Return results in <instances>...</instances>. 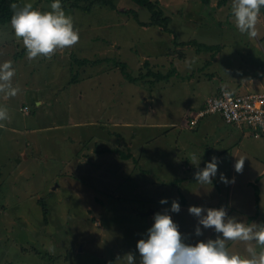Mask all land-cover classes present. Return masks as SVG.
Listing matches in <instances>:
<instances>
[{
    "label": "rangeland",
    "instance_id": "obj_1",
    "mask_svg": "<svg viewBox=\"0 0 264 264\" xmlns=\"http://www.w3.org/2000/svg\"><path fill=\"white\" fill-rule=\"evenodd\" d=\"M152 1L171 17L174 32L140 24L133 10L144 21L152 12L136 0L62 2L79 42L32 61L10 22L0 24V65L12 62V86L19 89L14 97L0 93V107L8 110L0 121V264H127L128 253L140 264L136 245L165 211L186 243L215 239L190 206L224 207L228 218L264 224V133L217 112L193 121L199 104L220 87L264 91L263 12L249 39L236 28L233 0ZM53 2L15 0L41 12ZM172 69L169 78L149 73ZM193 153L196 165L188 160ZM213 156L220 162L212 184L198 183L195 172ZM233 171L242 187L224 204L214 192L222 184V192L230 190ZM173 200L179 213L170 211ZM198 226L202 236L195 235ZM228 248L248 255L244 242Z\"/></svg>",
    "mask_w": 264,
    "mask_h": 264
},
{
    "label": "clouds",
    "instance_id": "obj_2",
    "mask_svg": "<svg viewBox=\"0 0 264 264\" xmlns=\"http://www.w3.org/2000/svg\"><path fill=\"white\" fill-rule=\"evenodd\" d=\"M51 11L34 10L32 3L22 7L11 4L13 15L10 26L17 40H22L29 61L37 57L51 58L57 50L74 47L80 40L78 31L74 29L73 18L66 15L60 0H55ZM264 0H233L232 15L239 33L246 34L249 39L257 36L256 25ZM15 69L11 61L0 65V93L14 97L19 89L12 86ZM8 119L6 107H0V121ZM3 127V124H0ZM196 165L199 157L190 154L188 159ZM219 159L212 157L203 169H198L194 178L200 184H212L218 171ZM245 159H238L234 165L237 173H242ZM225 184L227 178L221 174ZM234 182V181H233ZM167 204V199L160 201ZM181 206L173 200L171 212L179 213ZM189 213L199 218V225L204 229H213L217 233L215 239L199 241L196 244L185 242L179 226L167 211L156 213L154 224L148 229L146 237L136 245L140 256V264H264V224L238 222L228 218L224 207L219 209L190 206ZM196 236H202L201 227L195 230ZM244 242L247 244V256L233 254L229 251L228 242ZM127 264H135V255L128 253Z\"/></svg>",
    "mask_w": 264,
    "mask_h": 264
},
{
    "label": "built area",
    "instance_id": "obj_3",
    "mask_svg": "<svg viewBox=\"0 0 264 264\" xmlns=\"http://www.w3.org/2000/svg\"><path fill=\"white\" fill-rule=\"evenodd\" d=\"M218 112L227 122L264 129V91L239 93L222 88L206 99L193 121L206 113Z\"/></svg>",
    "mask_w": 264,
    "mask_h": 264
},
{
    "label": "trees",
    "instance_id": "obj_4",
    "mask_svg": "<svg viewBox=\"0 0 264 264\" xmlns=\"http://www.w3.org/2000/svg\"><path fill=\"white\" fill-rule=\"evenodd\" d=\"M66 0H62L61 3L62 4H66V6H70V7H73V6H77V1L78 0H74V2L67 4L68 2L65 3ZM138 3L144 5V6H147L150 10H151V17H150V20L148 21H144V20H140L139 19V13L135 10H133L134 14H135V17L136 19L139 21L140 24L142 25H158V26H161L164 30L168 31V32H174L173 29L171 28L170 26V23H171V17L169 15H164L163 13V10L158 6L159 4L155 1H152V0H136ZM211 0H202L203 3L205 4H209ZM227 0H219V5H224L226 3ZM102 2H105V0H102ZM15 3V0H0V24H4V23H7V22H10L11 21V17L13 15V10L11 8V4ZM261 12H263L264 14V7L261 8ZM177 40V39H176ZM181 44H189V43H196L198 45H201L200 43H198L197 41L195 42H192V41H182L180 42ZM89 60L88 59H83L81 60V62H88ZM122 68H123V72L124 74L126 73L127 74V77L131 80H135V78L133 76H131L128 71H127V67H126V63H123L122 65ZM175 69H172L168 74L164 75L162 73H159V72H154V71H149V73H152L153 75H156L158 78H169L170 74L172 72H174ZM222 88H226V89H230L228 87H220V89ZM232 90V89H230ZM218 91V90H217ZM205 106V102L200 106V108H203ZM218 113V112H217ZM220 114V113H219ZM221 115V114H220ZM222 116V115H221ZM223 117V116H222ZM224 118V117H223ZM231 123V122H229ZM232 124L234 125H237L239 128H243V130H247L249 129L250 131H253L255 132L256 134H260V133H264V129L262 128V126H258L257 128H254V127H251V126H239L238 124H235L234 122H232ZM104 151H113L114 148L112 147H104L103 148ZM121 153V155L124 157V158H127V157H130L132 156V153L130 152H125V151H119ZM216 185L217 187H219V184L215 183V181L213 182V185ZM223 185V184H222ZM222 187H220V191H221ZM259 192H260V189L259 187H257V190H256V194H257V203L259 202ZM183 204H186L183 203ZM43 214H44V217H45V220H47V217H48V214H49V208L47 207V205L45 203H43Z\"/></svg>",
    "mask_w": 264,
    "mask_h": 264
},
{
    "label": "crops",
    "instance_id": "obj_5",
    "mask_svg": "<svg viewBox=\"0 0 264 264\" xmlns=\"http://www.w3.org/2000/svg\"><path fill=\"white\" fill-rule=\"evenodd\" d=\"M226 4V3H225ZM224 4V5H225ZM238 87H245V84L242 82ZM219 90V88L217 89ZM217 90L215 92H217ZM214 94V93H213ZM211 96V95H210ZM207 99V98H206ZM206 99L203 100L199 105H202L204 102H206ZM36 100L39 101V103L42 102V100L40 98H36ZM100 153V152H99ZM191 166V165H190ZM206 166V165H205ZM249 180V179H247ZM234 181V182H233ZM223 189L226 190L227 188H225L224 184L222 185ZM238 187H242V185H238V180H237V175L235 174V171L232 172V177H231V184L229 186L230 190L228 192H222L220 190L214 192L215 195H218L217 197H221L220 200L219 198H217V201L219 200V202H224V204L227 202L228 203V200L229 199H232V196L235 195V189L238 188ZM234 191V193H233ZM230 192V194H229ZM197 193V192H196ZM208 193V192H207ZM213 194V195H214ZM238 196H242V194H239L238 193ZM235 197V196H234ZM186 202V201H185ZM187 203V202H186ZM187 204H190V203H187ZM185 205V204H184Z\"/></svg>",
    "mask_w": 264,
    "mask_h": 264
}]
</instances>
